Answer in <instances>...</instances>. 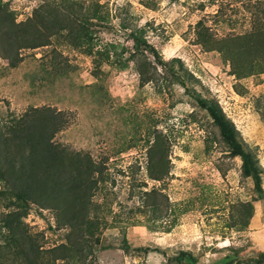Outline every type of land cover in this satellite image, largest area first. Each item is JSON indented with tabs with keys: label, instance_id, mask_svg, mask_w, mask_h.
<instances>
[{
	"label": "rangeland",
	"instance_id": "374dc122",
	"mask_svg": "<svg viewBox=\"0 0 264 264\" xmlns=\"http://www.w3.org/2000/svg\"><path fill=\"white\" fill-rule=\"evenodd\" d=\"M3 15L20 60L0 52V117L60 111L66 181L26 202L0 180V264H264V0H0Z\"/></svg>",
	"mask_w": 264,
	"mask_h": 264
},
{
	"label": "trees",
	"instance_id": "16d2710c",
	"mask_svg": "<svg viewBox=\"0 0 264 264\" xmlns=\"http://www.w3.org/2000/svg\"><path fill=\"white\" fill-rule=\"evenodd\" d=\"M100 10V6H97L92 17H102L98 13ZM102 18L105 17L103 16ZM0 20V33L3 25L9 27L4 31L5 34L9 35V41L6 39L3 45L0 44V52L9 60L10 65L16 66L18 60H20L17 50L20 45V39L16 34L17 30L14 28L16 25L14 21H10L5 15ZM20 34H26V32ZM11 39L17 42H11ZM91 41H93L92 37H90ZM34 44L39 46L44 44V42L37 43L33 40L31 46H34ZM4 46H7L5 53ZM115 46L114 43H108L104 49L97 51V53L103 59H109L110 48ZM121 57L118 53H115V60L122 67L125 66L126 60ZM201 102L207 105L206 102ZM211 111L221 125L225 138L232 142L235 141L230 122L219 116L215 109L211 108ZM63 126L64 119L60 111L50 107H34L22 116L10 115L7 119L0 117V180H6L8 184L7 191L15 193L18 200L26 202L37 200L39 196L37 195L38 189L45 187L52 189L51 187L53 186L59 187L60 197H63V183L66 180L62 171H58L57 157L61 155V151L59 145L53 141L55 134ZM244 169L248 175L254 176L256 184L260 187L261 169L258 165V160L251 153L246 156ZM16 216L20 218L23 215L17 212L10 213L7 219H12V217L14 219ZM3 227H6L9 231L12 228L9 223ZM12 235L10 236L12 237ZM24 254L27 257L29 256L27 252H24ZM257 257L264 262V251L259 252ZM28 260L29 264H39L36 258H29Z\"/></svg>",
	"mask_w": 264,
	"mask_h": 264
}]
</instances>
